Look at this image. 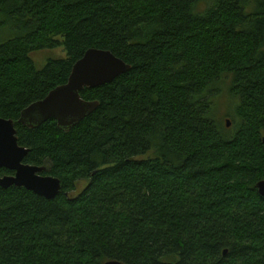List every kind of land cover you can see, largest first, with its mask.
I'll use <instances>...</instances> for the list:
<instances>
[{"label": "trees", "instance_id": "1", "mask_svg": "<svg viewBox=\"0 0 264 264\" xmlns=\"http://www.w3.org/2000/svg\"><path fill=\"white\" fill-rule=\"evenodd\" d=\"M89 48L130 70L67 131L19 124ZM0 118L61 184L0 187V264H264V0H0Z\"/></svg>", "mask_w": 264, "mask_h": 264}, {"label": "water", "instance_id": "2", "mask_svg": "<svg viewBox=\"0 0 264 264\" xmlns=\"http://www.w3.org/2000/svg\"><path fill=\"white\" fill-rule=\"evenodd\" d=\"M131 66L109 50L89 48L77 60L65 84L52 89L45 98L22 110L18 123L28 128H37L54 119L65 131L77 125L91 114L98 102L84 100L80 92L85 88H96L111 83L116 77L129 71ZM230 126V120H226ZM28 149L18 144L13 120L0 118V170L12 171L11 175L0 176V187H23L45 199L55 198L60 190V180L43 175L45 166L24 163ZM260 196L264 198V179L256 183ZM226 253V250L223 252ZM104 264H124L108 260Z\"/></svg>", "mask_w": 264, "mask_h": 264}, {"label": "rangeland", "instance_id": "3", "mask_svg": "<svg viewBox=\"0 0 264 264\" xmlns=\"http://www.w3.org/2000/svg\"><path fill=\"white\" fill-rule=\"evenodd\" d=\"M65 56L66 53L63 47H58L55 49H42L30 54V57L37 69H41L48 59L65 58ZM233 105L234 101L231 99L230 95L226 92L225 89L223 93L218 97V102L215 105V112L222 118L223 122H225L226 119H231L230 116L232 113L229 115V110L233 108Z\"/></svg>", "mask_w": 264, "mask_h": 264}, {"label": "bare ground", "instance_id": "4", "mask_svg": "<svg viewBox=\"0 0 264 264\" xmlns=\"http://www.w3.org/2000/svg\"><path fill=\"white\" fill-rule=\"evenodd\" d=\"M42 100V99H41ZM39 101V100H38Z\"/></svg>", "mask_w": 264, "mask_h": 264}]
</instances>
